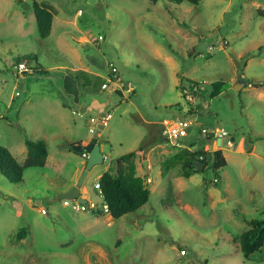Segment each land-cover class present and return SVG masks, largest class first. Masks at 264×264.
<instances>
[{
	"label": "rangeland",
	"instance_id": "obj_1",
	"mask_svg": "<svg viewBox=\"0 0 264 264\" xmlns=\"http://www.w3.org/2000/svg\"><path fill=\"white\" fill-rule=\"evenodd\" d=\"M31 1L0 0V145L23 162L24 140L43 139L49 158L43 167L26 168L20 183L0 173V264H264V245L245 258L238 241L253 219L264 218V85L254 84L264 83V0H45L59 10L46 38L25 6ZM28 54L37 56L26 59L33 72L16 75ZM109 62L116 63L119 89L129 98L121 102L108 90L85 94L84 111H111L105 126L68 110L62 120L53 97L61 91V73H68L64 66L107 77ZM182 77L194 82H185L187 92ZM241 80L247 85L236 91ZM27 90H48L51 98L37 94L28 104ZM184 117L194 121L183 142L191 150L206 142L203 125L234 140L222 150L227 165L217 185L210 164L184 176L173 158L188 147L172 145L143 122ZM97 130L108 156L81 188L95 208L76 209L74 199L67 205L58 191L80 160L70 150L74 140L96 137ZM141 141L142 151L123 162ZM130 163L145 181L152 179L146 182L151 197L115 219L104 211L95 182L106 166L117 174ZM22 228L28 234L19 239Z\"/></svg>",
	"mask_w": 264,
	"mask_h": 264
},
{
	"label": "trees",
	"instance_id": "obj_2",
	"mask_svg": "<svg viewBox=\"0 0 264 264\" xmlns=\"http://www.w3.org/2000/svg\"><path fill=\"white\" fill-rule=\"evenodd\" d=\"M150 1L155 4L159 0ZM169 1L177 4H181L184 1L197 4L201 0ZM30 6L36 16L39 34L41 38H46L52 30L54 14L43 7L39 0H32ZM36 58L37 56L35 54L24 55L19 59L18 63L24 59L32 60ZM39 72L43 74L44 71L40 69ZM70 75L78 82L80 89L85 93H99L102 90L104 79L101 76L92 75L85 70L71 71ZM186 81L189 84H194V82H190L191 80L185 77L181 78V86L187 92L188 86H186ZM64 104H68L65 98ZM68 105L70 106L71 104ZM25 143L27 147V158L24 163H20L7 147L0 145V173L10 182L20 183L24 179L26 168L43 167L46 164L49 153L46 141L43 139L26 138ZM142 149L141 146L137 150L126 153L121 156V160L123 162L131 161ZM70 150H72L71 147ZM79 153L82 154V152ZM201 156H203V159L200 158ZM173 159L181 163L182 174L186 177H190L199 171L198 166L195 164L196 161L204 163V169L210 164L216 173V177L213 180V184L215 185L219 182L218 171L227 165V160L222 150L205 151L203 148L198 150L186 148L176 154ZM98 182L101 194L108 205V211L115 219L137 211L148 203L151 197V190L145 178L137 175L136 166L133 163H130L125 170H121L117 174H114L108 169L101 174ZM98 212L101 213L99 210ZM27 234L28 229L22 228L18 232L17 237L23 239ZM238 241L245 258H249L254 253L259 252L264 245V218L253 219L251 221V227L241 233Z\"/></svg>",
	"mask_w": 264,
	"mask_h": 264
},
{
	"label": "crops",
	"instance_id": "obj_3",
	"mask_svg": "<svg viewBox=\"0 0 264 264\" xmlns=\"http://www.w3.org/2000/svg\"><path fill=\"white\" fill-rule=\"evenodd\" d=\"M39 2H40V4L43 6V7H45V8H47L48 10H50L53 14H54V18L56 17V16H59V10L55 7V6H53L52 4H50L49 2H46L45 0H39ZM64 21V20H63ZM58 67H63L62 65L61 66H58ZM52 68V67H51ZM54 68H57V66H54ZM82 67H75L74 65H72L71 67H68L67 65L66 66H64V69H62V70H68L67 72L68 73H64V72H62L61 74H62V76H60V79H61V81H62V85L60 86V89H61V91H59V93H58V95L56 96V97H53V98H55V101H57V103H58V106H59V111H60V113H61V119L63 120V118H64V114L63 113H65V114H67V110L68 111H70L72 114H74V115H76V116H78V117H80V118H84V117H90V119L91 118H94V121H96L97 122V125L99 124V126H105V125H107V122L113 117V115H112V113H111V111H102V112H100V111H95V110H87V111H84L86 108L85 107H87V105H84L83 104V101H84V99H85V94H87V93H85V92H83L81 89H80V86H79V84H78V82L70 75V73H71V71H75V70H79V69H81ZM85 70V69H84ZM85 71H87V72H89V73H91L92 75L94 74V73H96V72H94V70H85ZM95 75V74H94ZM103 75V74H102ZM103 78H105L106 79V75H105V77L103 76ZM105 83V82H104ZM106 90H108L107 92H106ZM124 90H122V89H116L115 91H112V89H103L102 88V90L100 91V92H106L105 94L106 95H108L109 94V96H114V95H117L118 97H120L121 98V102H124V100L126 99V98H129V94H125V92H123ZM27 96H26V99H25V103H31V101H32V99H33V97L35 96V95H37V94H41L45 99H49V98H51L50 97V95L48 94V90H43V92H37V93H33L32 92V90H30V91H28L27 90ZM99 92V93H100ZM89 94H91V93H89ZM65 98V101H67V103L68 104H71L70 106L67 104H64V98ZM124 97H126V98H124ZM16 99V97H11V101L9 102V104H8V106H7V109H11L12 108V103H13V101ZM106 104L107 105H110V104H112V99L110 98V97H108L107 96V98H106ZM91 111V112H90ZM92 112H93V114H92ZM106 116H105V115ZM141 117V116H140ZM86 119H88V118H86ZM141 119H143V117L141 118ZM169 119V118H168ZM165 120H167V119H165ZM143 122L146 124V125H148L149 127H152V128H150V129H153V131L156 129L157 130V132H159L160 134H163V130H164V127H162V125H163V122H164V120L163 121H160V120H143ZM159 124H161V126L160 127H157ZM90 130H93V128H91ZM99 132V133H98ZM149 133L150 134H152V137H154V135L156 134L155 132H151V131H149ZM53 135H54V133H52ZM97 134L98 135H96V137L98 138V142L100 143V145H101V150L103 151L104 150V148H103V144H102V142H101V136L103 135V132L101 131V130H97ZM146 136H147V134H145V135H143V137H142V141L146 138ZM66 138L68 139V140H72V139H70L69 137H67L66 136ZM93 138H95V136H87L86 138H84V139H80V140H74V142L73 143H78V142H80L81 144H88ZM142 141H141V143H140V145L139 146H137L136 147V149H132V150H137L138 148H140V146H142ZM24 143H25V140H24ZM25 145H26V143H25ZM59 145H61V150H67V151H69L70 152V150H68L67 149V147L64 145V143H60ZM11 152H12V154L14 155V151L13 150H11L9 147H7ZM25 148H24V146H23V150L22 151H24V152H27V150H24ZM49 149V148H48ZM131 150V151H132ZM151 150V149H150ZM48 152H49V150H48ZM104 152V151H103ZM105 155H107L106 153H104ZM126 154V153H125ZM125 154H123V155H125ZM122 155V156H123ZM108 156V155H107ZM16 157V156H15ZM79 157H80V160H78L77 161V163H76V169H75V171H74V176L72 177V180H71V182L70 183H68V185L64 188V189H61V190H59L58 191V193L59 194H61V193H64V192H67V191H69L70 189H72L75 185H76V183H77V181H78V179H79V177L81 176V174H82V172H83V170H84V168H85V164H86V162H87V160H85L83 157H82V155H80L79 154ZM17 158V157H16ZM26 158H27V156L25 157V159H24V161L23 162H20V163H24L25 162V160H26ZM48 158H49V153H48ZM48 158H47V161H46V164H47V162H48ZM18 160V159H17ZM106 168H107V170L109 169L108 168V166H106ZM106 170V169H105ZM106 170V171H107ZM89 174H90V171L88 172V174L86 175V177L87 176H89ZM102 174V173H101ZM101 174H99V177L101 176ZM85 177V178H86ZM82 188V187H81ZM81 191V190H80ZM86 192H88V189L85 187V193ZM83 193H84V191H83ZM83 198H85L84 196H83Z\"/></svg>",
	"mask_w": 264,
	"mask_h": 264
},
{
	"label": "built area",
	"instance_id": "obj_4",
	"mask_svg": "<svg viewBox=\"0 0 264 264\" xmlns=\"http://www.w3.org/2000/svg\"><path fill=\"white\" fill-rule=\"evenodd\" d=\"M100 38L103 40V36H100ZM108 68L110 71V74L106 77L107 81L102 85L103 89H112V91H115L118 88H121V78L118 73V67L115 62H109ZM16 75L26 73V72H33L31 68L28 65V61L26 59L22 60L21 62L17 63V66H15ZM123 89V87H122ZM128 93H131L134 91L133 87H129L126 90ZM16 96L19 95V92H16ZM190 98L191 95H190ZM194 123L193 119L184 117L180 120H174V119H167L164 120V130L163 134L165 135L168 142H170L174 146L179 147H188L183 142L188 138L189 136V128ZM200 135L203 138V140H206V142L203 144V150L205 151H215V150H223L224 146L232 147L234 145V140L231 137L230 133L227 132L224 129H212L206 126L200 127ZM220 140V143L218 141ZM82 157L87 160L89 156V152L86 150L82 151ZM107 158V155H105V159ZM203 159V156L200 157ZM147 183H151L152 179L150 177L147 178ZM95 188L99 189V193L101 194L100 185L99 182H95ZM65 204L70 205L68 200H65ZM73 206L76 209H91L93 210L95 208V204L93 202L91 203H82L78 199H74ZM103 209L106 212L108 211V205L106 202H103ZM43 213L46 212V210H42Z\"/></svg>",
	"mask_w": 264,
	"mask_h": 264
},
{
	"label": "water",
	"instance_id": "obj_5",
	"mask_svg": "<svg viewBox=\"0 0 264 264\" xmlns=\"http://www.w3.org/2000/svg\"><path fill=\"white\" fill-rule=\"evenodd\" d=\"M25 6L27 8L30 7V4H28L27 2L25 3ZM254 84H263L262 81H255ZM247 85L246 81H238L235 86L234 89L236 91H239L242 89L243 86ZM218 143H220V140L218 141ZM72 150L76 151V152H82L84 150H86L87 152H89V156L87 159V162L85 164V168L81 174V176L79 177L76 185L70 189L67 192L61 193L59 198L62 200H68V199H78L80 202L85 203L87 202L85 198H83L81 196V187L83 185L84 179L86 177V175L88 174V172L97 164H102L105 162V154L104 152L101 150V145L98 142V138L95 137L93 138L88 144L84 145L81 143H76L72 145ZM145 164H147V162L145 161ZM198 166V170H202L205 166L204 163L196 161L195 163Z\"/></svg>",
	"mask_w": 264,
	"mask_h": 264
}]
</instances>
